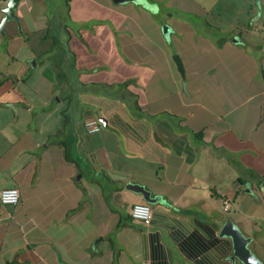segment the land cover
Returning <instances> with one entry per match:
<instances>
[{"label": "crops", "instance_id": "0c3cea01", "mask_svg": "<svg viewBox=\"0 0 264 264\" xmlns=\"http://www.w3.org/2000/svg\"><path fill=\"white\" fill-rule=\"evenodd\" d=\"M45 9L0 33V264H242L228 220L264 264V0H65V43Z\"/></svg>", "mask_w": 264, "mask_h": 264}, {"label": "water", "instance_id": "95a60500", "mask_svg": "<svg viewBox=\"0 0 264 264\" xmlns=\"http://www.w3.org/2000/svg\"><path fill=\"white\" fill-rule=\"evenodd\" d=\"M19 1L20 0H6L5 5L1 8L3 15L0 18V33H2L3 24L10 20L15 22L19 30V21L15 14V9ZM122 1L126 0H111L113 3H119ZM172 60L176 66L177 72L182 76V67L178 57L173 55ZM98 121L101 122V119H98ZM125 187L132 192L138 193L146 203H152L155 201V199L150 196L149 192L137 183L128 182ZM260 188L264 189V179L260 183ZM219 235L230 238L232 258H236L242 264H263L247 247L249 238L244 236L231 221L228 220L223 223L219 230Z\"/></svg>", "mask_w": 264, "mask_h": 264}, {"label": "built area", "instance_id": "2783aa9c", "mask_svg": "<svg viewBox=\"0 0 264 264\" xmlns=\"http://www.w3.org/2000/svg\"><path fill=\"white\" fill-rule=\"evenodd\" d=\"M84 128L87 132H97L100 129V124L93 118H86L84 121ZM18 191L14 187H5L0 189V203L2 205H15L18 201ZM222 210L229 209V203L226 199L222 200ZM151 210L146 203H133L129 208L130 218L142 225H148L150 221Z\"/></svg>", "mask_w": 264, "mask_h": 264}, {"label": "rangeland", "instance_id": "374dc122", "mask_svg": "<svg viewBox=\"0 0 264 264\" xmlns=\"http://www.w3.org/2000/svg\"><path fill=\"white\" fill-rule=\"evenodd\" d=\"M45 6L46 16L49 18V20L51 19V16L53 17V19L50 21L51 24H53V30L51 29V31L53 32V36L56 35V37L59 38L60 43H65L64 39L66 38L65 36L67 34L65 32L64 27L62 26V22L64 23L65 21H67L69 24H71V26L68 27L72 28L73 30L77 26L75 24H72V22H70L68 19H66L65 0H45ZM55 16L57 19L54 18ZM84 25L87 26V23H85ZM52 27L50 26V28ZM64 72H66V76L73 77L75 75L74 68H67L66 71L63 70V73Z\"/></svg>", "mask_w": 264, "mask_h": 264}, {"label": "trees", "instance_id": "16d2710c", "mask_svg": "<svg viewBox=\"0 0 264 264\" xmlns=\"http://www.w3.org/2000/svg\"><path fill=\"white\" fill-rule=\"evenodd\" d=\"M47 36H48V34H47ZM52 44H56V41H55V38L54 37L52 39Z\"/></svg>", "mask_w": 264, "mask_h": 264}]
</instances>
